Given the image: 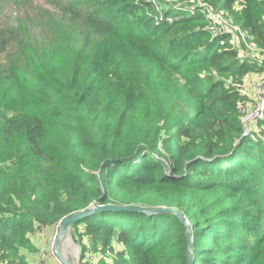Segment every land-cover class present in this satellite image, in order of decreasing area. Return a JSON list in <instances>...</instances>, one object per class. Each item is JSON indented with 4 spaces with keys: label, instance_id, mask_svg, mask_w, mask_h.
<instances>
[{
    "label": "trees",
    "instance_id": "trees-1",
    "mask_svg": "<svg viewBox=\"0 0 264 264\" xmlns=\"http://www.w3.org/2000/svg\"><path fill=\"white\" fill-rule=\"evenodd\" d=\"M32 1L0 0L1 263L44 264L42 227L137 205L184 215L190 264H264V118L242 137L264 79V0H203L238 27L215 38L207 13L164 2L156 22L147 0ZM71 235L86 264H187L175 214L102 211Z\"/></svg>",
    "mask_w": 264,
    "mask_h": 264
},
{
    "label": "rangeland",
    "instance_id": "rangeland-1",
    "mask_svg": "<svg viewBox=\"0 0 264 264\" xmlns=\"http://www.w3.org/2000/svg\"><path fill=\"white\" fill-rule=\"evenodd\" d=\"M147 1H149V0H147ZM197 1L201 2L202 0H195L194 4L190 3L188 0H165V3L168 5V7L185 8V7L189 6V8H191L190 6L195 5L197 3ZM190 4H192V5H190ZM40 5L45 6L46 5V1L45 0H33L32 3H31V6H34V7L35 6H40ZM155 10H156V8H155ZM4 11L6 12V13L4 12L5 14L8 13V14L11 15L12 13H14V11H12L9 8H7V6H6V9ZM33 12H34L33 8H28L26 10V15L27 16H31L33 14ZM175 13L180 14V13H183V12L176 11ZM185 13L187 14V12H185ZM127 20H129V19H127ZM20 22L27 23L26 21H20ZM52 24H53L52 19L48 23H45V22L42 21L41 26L32 27L30 30L35 35H44V34L48 33V31L52 32ZM74 25H75L74 33L76 35H79L78 36V38H79V40H78V48H81L82 50H85L87 48V46H88V41L86 40L85 34L82 33L83 32V27H85L84 23H83L82 20H77L76 21L74 19ZM205 29L208 31L210 37L213 38V33L211 31H209V28L205 27ZM67 31H69V30H67ZM67 31H65L64 33H66ZM65 40H67V38H65ZM67 46H68V42L67 41L63 45H58V47H60V48L57 51H55L54 54H53L54 60H55L56 63H59V62L63 61V59L67 56L68 51L69 50H73V49H70V46H68V47ZM47 47H48V44H47ZM247 47H250V46H247ZM0 90H1V88H0ZM259 114H258L257 118H259V119L264 118V112H262V116L261 117L259 116ZM49 237H50V233H48L46 238L43 240V242H42L43 245L44 244H48L49 245ZM59 252H60V255L64 258V260L69 262V263L86 264L83 260H80V257H81L80 248H79V245L72 238L71 229L64 236V238L62 239V244H61V247L59 249ZM53 253L56 256L55 259L50 258V256L49 257H45V255L43 257H41L40 259L41 260H46V262L48 261L49 264H62L60 262V260L58 259L55 251H53ZM40 256H41V254H40ZM88 259L90 261H92V262L95 261V259H92V258H88ZM0 264H4V263H1V261H0Z\"/></svg>",
    "mask_w": 264,
    "mask_h": 264
},
{
    "label": "built area",
    "instance_id": "built-area-1",
    "mask_svg": "<svg viewBox=\"0 0 264 264\" xmlns=\"http://www.w3.org/2000/svg\"><path fill=\"white\" fill-rule=\"evenodd\" d=\"M190 3L194 4L195 1L193 0H188ZM239 2H243V0H238ZM153 9L155 10V12L158 13V17H156V22H160L162 20H164V14H163V10H164V7L161 8L160 7V4L162 2L165 3V0H149L148 1ZM191 4V5H192ZM191 8L189 7H185V8H177V7H172L173 10L175 11H181V12H187V14H190V15H194L195 13H201V14H204L207 13L206 18L208 19V25H207V28H209V31H211L213 33V38L223 34V33H235L236 31H238V27L235 26L233 23L230 22L229 19H227L224 14L218 12V13H208V11L205 10V8H207L209 10V6L203 2V0L201 2H198L193 5V6H190ZM209 7V8H208ZM238 8V7H236ZM167 12V11H166ZM165 13V12H164ZM167 22H171L172 19L168 16L166 18ZM244 39V36H241V40L243 41ZM257 91H256V100H257V104L256 106L254 107L253 110H251V112H248L245 117L243 118V126L245 127L244 128V133L242 135V137L244 136H247L249 134V131L248 129L246 128V124H249V123H252L254 120L256 119H259L257 118L258 117V114L259 116L261 117L262 116V112H263V108H264V79L261 80V82H258L257 83ZM60 222L57 223L53 228H52V231L50 233V237H49V245H48V248H47V251L43 250V248H41L39 250V253H38V257L41 258L45 255V257H49L50 258H53L55 259L56 256L55 254L53 253V244L57 238V233H58V230L60 228ZM44 232H45V229L42 227L39 232L37 233V236L38 237H44ZM41 254V256H40ZM90 258V256H89ZM40 261H43L40 259Z\"/></svg>",
    "mask_w": 264,
    "mask_h": 264
},
{
    "label": "water",
    "instance_id": "water-1",
    "mask_svg": "<svg viewBox=\"0 0 264 264\" xmlns=\"http://www.w3.org/2000/svg\"><path fill=\"white\" fill-rule=\"evenodd\" d=\"M102 211H126L131 213H144L146 215H154V214H166L171 213L175 214L180 222L183 224V226L186 229V240H187V248H188V258H187V264H190L191 258H192V236H191V228L188 224V221L184 217V215L177 210L176 208H152V209H144L142 207H139L137 205H129V206H114V205H106V206H96L92 205L91 207L84 209L78 213H75L71 216H68L64 218L61 221L60 228L57 233V238L53 244V249L60 260L62 264H73L69 263L64 260V258L60 255L59 249L62 244V239L64 236L70 231L72 225L86 217H88L91 214L102 212Z\"/></svg>",
    "mask_w": 264,
    "mask_h": 264
},
{
    "label": "crops",
    "instance_id": "crops-1",
    "mask_svg": "<svg viewBox=\"0 0 264 264\" xmlns=\"http://www.w3.org/2000/svg\"><path fill=\"white\" fill-rule=\"evenodd\" d=\"M46 236H47V234L44 236V237H38V236H36V240H35V245L36 246H38L39 248H41V247H44L45 248V250H47V248H48V244H42V242H43V240L46 238ZM42 245V246H41ZM30 257V256H29ZM35 257V256H34ZM90 258H92V257H90ZM31 260H32V264H35L36 263V260L34 259V258H30ZM93 259V258H92ZM47 264H49L48 263V261H47Z\"/></svg>",
    "mask_w": 264,
    "mask_h": 264
}]
</instances>
